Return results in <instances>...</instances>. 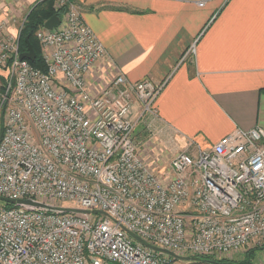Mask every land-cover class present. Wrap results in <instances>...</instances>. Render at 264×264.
Masks as SVG:
<instances>
[{
	"label": "built area",
	"instance_id": "built-area-1",
	"mask_svg": "<svg viewBox=\"0 0 264 264\" xmlns=\"http://www.w3.org/2000/svg\"><path fill=\"white\" fill-rule=\"evenodd\" d=\"M56 8L60 24L36 33L45 70L21 58L24 22L18 37L0 22V264H222L192 256L264 247V128L155 166L134 131L164 83L119 74L91 91L106 48L75 2Z\"/></svg>",
	"mask_w": 264,
	"mask_h": 264
},
{
	"label": "crops",
	"instance_id": "crops-1",
	"mask_svg": "<svg viewBox=\"0 0 264 264\" xmlns=\"http://www.w3.org/2000/svg\"><path fill=\"white\" fill-rule=\"evenodd\" d=\"M39 1L0 0L7 35L18 37ZM75 3L106 48L87 76L91 91L119 74L164 83L156 115L137 123L139 147L143 141L158 148L168 163L180 151L210 148L237 128H264V0ZM136 110L137 103L131 117ZM144 153L153 160L151 151Z\"/></svg>",
	"mask_w": 264,
	"mask_h": 264
},
{
	"label": "trees",
	"instance_id": "trees-1",
	"mask_svg": "<svg viewBox=\"0 0 264 264\" xmlns=\"http://www.w3.org/2000/svg\"><path fill=\"white\" fill-rule=\"evenodd\" d=\"M71 1L76 2L77 0H71ZM55 5H56L55 0H41L35 3L31 7L29 13L26 16L19 38V49L21 53L26 52L28 50V45L25 39L29 38V41L32 44L36 53L35 60L30 62L34 66L44 70L46 69V64L42 55V47L36 36V33L44 26L45 22L49 18H51L55 14H58L60 16L64 12V8L57 9ZM6 205L10 206L12 204L6 203ZM251 257L252 254L250 251L246 259L238 262L231 260L229 258H222L218 260L215 257L202 256V255L192 256V260L194 261V263H201L205 261L206 262L218 261L219 263L222 264H252Z\"/></svg>",
	"mask_w": 264,
	"mask_h": 264
},
{
	"label": "rangeland",
	"instance_id": "rangeland-1",
	"mask_svg": "<svg viewBox=\"0 0 264 264\" xmlns=\"http://www.w3.org/2000/svg\"><path fill=\"white\" fill-rule=\"evenodd\" d=\"M58 0H55V2H57ZM56 6V5H55ZM64 13V12H63ZM63 13L60 15V17H62ZM26 19V16L25 18ZM25 22V20L23 21ZM23 28V26H22ZM18 29H19V26H18ZM20 30H21V27H20ZM4 34H6V31H4V33L2 34V36H4ZM5 69H2L0 68V94H1V90H2V85H3V81L1 79V77L3 76V74H5ZM96 91H99L96 90ZM141 123H139L136 128H135V131H134V134L137 135V133L141 130ZM0 134H1V126H0ZM146 134V133H145ZM138 139L139 140H142L140 139V137L138 136ZM141 146L139 147L140 149V152H142L143 155H145L146 153H144V151L146 152H149L151 151V153L154 155L153 157V160H151L149 157H147L149 160L151 161H154L155 162V166L159 167L160 165H163L164 163H166V158L165 156H163L161 154V152L159 151V149L157 148L156 151L154 149H151L149 147H146L145 145V142L142 141V143L140 144ZM158 151V153H157ZM147 156V155H145ZM150 161V162H151ZM153 163V162H152ZM154 164V163H153ZM0 205L1 206H4L5 205V200H2L0 199ZM66 205H69L70 207L73 206L74 204L71 203V202H68L66 203ZM100 217L102 216L101 213L98 214ZM251 251V254H252V257H251V261H252V264H264V247H247L246 249H244L243 251L241 252H238V253H235V254H230V255H227V256H224L225 258H229L231 260H234L236 262L238 261H242L244 259H246L248 257V253ZM161 256H166L168 257L169 255L167 253H161L160 254ZM178 262L180 264H187L189 261H184V260H178ZM191 262V261H190Z\"/></svg>",
	"mask_w": 264,
	"mask_h": 264
},
{
	"label": "water",
	"instance_id": "water-1",
	"mask_svg": "<svg viewBox=\"0 0 264 264\" xmlns=\"http://www.w3.org/2000/svg\"><path fill=\"white\" fill-rule=\"evenodd\" d=\"M60 21H61V20H60L59 15H58V14H55V15H53L51 18H49V19L45 22L44 27L47 28V29L52 30V29H54L55 27H57V26L60 24ZM25 40H26V43H27V45H28V50H27L26 52H23V53L21 54V58H26V59H29V60H31V61H34V60H35V57H36L35 50H34L32 44L30 43L29 38H26ZM0 199L5 200L6 202H11L10 200H7V199L1 198V197H0ZM26 203H30V204L38 205L37 203H34V202L30 201V200H27ZM64 210H69V209H68V208H65ZM134 237H135L136 239H139V240H140V238H138V237H136V236H134ZM140 241H142V240H140ZM142 242H143L145 245H147V246H149V247H151V248H153V249H155V250H161V249H159V248H157V247H154V246H152V245H150V244H148V243H146V242H144V241H142ZM163 251H164V250H163ZM177 257H178L179 259H181V260H191V257H180V256H177Z\"/></svg>",
	"mask_w": 264,
	"mask_h": 264
}]
</instances>
